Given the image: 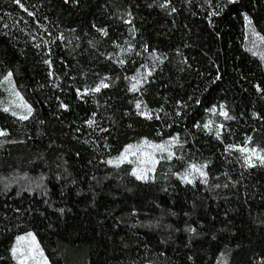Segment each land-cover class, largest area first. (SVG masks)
Wrapping results in <instances>:
<instances>
[{
  "label": "trees",
  "instance_id": "obj_1",
  "mask_svg": "<svg viewBox=\"0 0 264 264\" xmlns=\"http://www.w3.org/2000/svg\"><path fill=\"white\" fill-rule=\"evenodd\" d=\"M0 133V264H264V0H0Z\"/></svg>",
  "mask_w": 264,
  "mask_h": 264
},
{
  "label": "rangeland",
  "instance_id": "obj_2",
  "mask_svg": "<svg viewBox=\"0 0 264 264\" xmlns=\"http://www.w3.org/2000/svg\"><path fill=\"white\" fill-rule=\"evenodd\" d=\"M8 106L19 115H22L23 111L30 110L29 105L19 94H15L10 99ZM171 144L144 140L128 146L117 162H131L134 164L135 173L140 178L146 179L157 169L159 162L169 152ZM13 251L16 258L25 264H48L47 256L32 234L20 236Z\"/></svg>",
  "mask_w": 264,
  "mask_h": 264
},
{
  "label": "snow or ice",
  "instance_id": "obj_3",
  "mask_svg": "<svg viewBox=\"0 0 264 264\" xmlns=\"http://www.w3.org/2000/svg\"><path fill=\"white\" fill-rule=\"evenodd\" d=\"M17 2H19V0H17ZM162 6H166V5H162ZM104 87H107V85H103ZM96 91H98L99 89H95ZM137 107H139V105H137ZM91 123V121L89 122ZM4 133H0V135H3ZM254 151V150H253ZM261 161L264 162V157H260ZM249 163H251V160L249 159L248 161Z\"/></svg>",
  "mask_w": 264,
  "mask_h": 264
}]
</instances>
